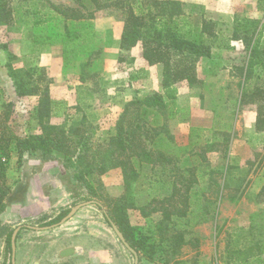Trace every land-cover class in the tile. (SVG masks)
I'll use <instances>...</instances> for the list:
<instances>
[{"label": "rangeland", "instance_id": "1", "mask_svg": "<svg viewBox=\"0 0 264 264\" xmlns=\"http://www.w3.org/2000/svg\"><path fill=\"white\" fill-rule=\"evenodd\" d=\"M99 1L105 4L119 0ZM195 1L199 2L188 9L192 13L189 17L200 27L204 18L217 24V38L208 42L212 53L218 57L206 66L208 73H204L199 89L187 97L190 106L199 108L202 114L212 111L214 124L200 128L204 132L197 136L184 134L185 140L181 143L184 149L163 144V150L156 153L163 151L167 157L175 159V166L181 164L195 170L186 177L189 180L199 177L195 188L203 192L190 207V216L197 221L205 217L207 222L194 225L193 233L188 236L190 244L177 257L158 251L151 255V250L147 249L139 253V264H233L229 255L233 253L231 241L239 229L264 224V133H256L250 127L257 117L260 100L255 104L241 103L245 90L264 93V67H257L250 79L245 80L242 70L247 67L250 48L242 41L232 40L236 16L260 19L264 25V12L258 0ZM54 6L67 10L69 16L77 11L84 17L61 16L54 12ZM9 7L13 22L0 25V137L2 133L28 137L42 132L35 113L40 94L18 97L9 77L10 68L20 72L16 74L17 79L26 81L28 89L38 87L42 92L49 87L53 107L50 124L71 125L86 118L82 129L89 131L86 135H91L95 143L108 140L116 133L126 105L153 93L164 94L163 66L148 65L141 43L132 48L121 47L125 20L121 8H107L91 18L96 9L91 0H10ZM38 21L42 24H36ZM38 35H41L40 41L45 40L42 35L52 37V43L42 45V49L24 45ZM66 44L69 49H76L68 63L64 60ZM261 47L264 49V34ZM184 86L190 87L187 82ZM259 103L264 106V101ZM161 113L163 123L167 114L166 111ZM190 115L191 110L185 119L191 124ZM127 119V125L138 121L144 133L150 131L156 135L151 128L154 115L145 107L131 106ZM225 132L234 136L229 143L225 141ZM145 136H141L142 147L154 149ZM4 147L6 143L0 141V170L4 169L11 194L6 211L0 217V264L12 262L6 241L9 231L22 225L50 227L47 223L64 213L66 217L72 208L89 201L100 203L110 214L115 204L122 205L129 222L136 225L133 228L136 239H140L144 230L153 229L162 218L160 212L152 213L141 226L136 213L139 215L138 210L143 207L150 210L159 206L154 199L162 197V193L152 189V185L159 180L168 181L163 171L173 166L167 165L158 171L152 168L153 164L131 162L140 172L138 181L127 188L121 170H111L93 183L97 192L94 197L88 187L73 178V170L66 169L59 159L43 161L27 153L20 158L12 144L8 151L2 152ZM226 175L234 181L218 202V184L224 182ZM243 188L246 190L238 199ZM175 205L182 207L180 203ZM252 217L256 218L252 220ZM262 233L255 239L256 247H251V251L257 249L258 258L251 259L249 264H264V230ZM60 236L79 238L77 244L84 251L70 259L77 264H100L92 256L96 250L110 252L111 264L135 263L134 256L119 241L103 209L97 205L82 209L60 232L38 234L22 229L17 240L16 263L61 262L57 256ZM260 242L262 244L258 245Z\"/></svg>", "mask_w": 264, "mask_h": 264}, {"label": "trees", "instance_id": "2", "mask_svg": "<svg viewBox=\"0 0 264 264\" xmlns=\"http://www.w3.org/2000/svg\"><path fill=\"white\" fill-rule=\"evenodd\" d=\"M10 0H0V25H9L13 21L12 9L9 7ZM96 9L95 14L111 7H119L124 11V30L121 38L122 48H132L138 44L143 45V58L149 66H163V89L164 94L153 93L152 95L138 99L126 105L122 117L117 123L116 133L100 143L92 141L91 135H86L89 131H83L86 118L82 121L71 125H52L50 124L52 114V100L48 86L41 92L38 87L28 89L26 81L17 79V72L10 68L9 77L12 79L16 94L18 97L39 95V103L36 108V115L41 125V134L20 137L14 133H2L1 142L6 143V147L1 151H8L12 144L19 157L24 154L36 156L43 161L59 159L66 169L73 170V178L88 187L94 197L97 192L92 187L93 183L105 176L109 171L121 169L128 188L139 177V172L131 162L146 164L165 163L169 159L160 154L158 157L152 150L142 147V135L145 134V140H151L153 134L150 131L143 132V127L137 122H129L127 125V115L131 106L145 107L154 115L153 123H158L159 114L166 111L167 101L174 100L177 94L176 84L187 82L191 87L198 85L200 82L197 78V66L202 58H211L212 48L208 40H215L217 33L214 22L207 21L205 18L201 21V27L191 21L185 11L184 3L178 0H119L114 3H102L99 0H91ZM261 11L264 12V0H258ZM54 12L64 17L72 19L83 18L79 12L72 11L69 16L67 10L61 11L58 7H53ZM40 25L39 21L36 23ZM194 28L188 29L187 26ZM264 25L262 20L251 19L247 17L236 16L234 18V31L232 33L233 41H242L249 45L250 56L246 69L242 70L245 80L250 79L253 71L260 66L264 67V49L261 47L263 40ZM51 37H47L44 44L51 42ZM41 42L40 44H42ZM76 49H69L64 45V60L70 61L71 54ZM11 57V56H10ZM10 67V65H7ZM245 71V73H244ZM20 73V72H18ZM31 80V79H30ZM29 81V80H28ZM85 81V78L82 79ZM31 82V81H29ZM259 96V97H256ZM259 98V99H258ZM264 101V93L261 90H245L242 95L241 103L255 104L257 101ZM259 101V102H260ZM258 103V114L256 121L257 133H264V106ZM170 115V118H173ZM138 119V117L136 118ZM151 127L152 132L163 135L166 132L162 126ZM89 128V127H88ZM130 130V133L128 131ZM139 134V135H138ZM138 135V136H137ZM150 138V139H149ZM228 142V141H227ZM229 169V167H228ZM230 179L228 175L224 180V187L229 186ZM11 191L5 177L4 169L0 170V217L5 213L7 208V199ZM100 207V206H99ZM102 209V207H100ZM104 208V207H103ZM186 211H164V220L171 221L173 215L182 216ZM108 216L123 233L127 242L133 249L144 250L147 246L145 239H136L134 230L131 227L128 218L125 215V209L122 205L115 204L111 214ZM186 214V213H185ZM66 213L60 215L55 220L47 223L48 226L59 224L65 217ZM179 223H177V226ZM161 227H163L161 225ZM14 230L9 231L6 238L7 248L12 253L11 238ZM173 243L177 247L174 251L175 256L178 254V247L183 245L185 239L183 235L173 238ZM152 247V246H151ZM155 249L152 250V253ZM238 259L246 258V253L237 255Z\"/></svg>", "mask_w": 264, "mask_h": 264}, {"label": "crops", "instance_id": "3", "mask_svg": "<svg viewBox=\"0 0 264 264\" xmlns=\"http://www.w3.org/2000/svg\"><path fill=\"white\" fill-rule=\"evenodd\" d=\"M178 1H181L182 3H184L185 11H186L188 16H192V13H189L188 9L190 7L193 8V6H192L193 3L198 4V2H199V1H195V0H192V1L191 0H178ZM204 5H206V4H204ZM39 23H40V25L42 24L41 22H39ZM187 28L188 29L194 28V25L190 26V27L187 26ZM39 36H41V35L34 36L31 40H29L27 42L25 41L24 45L37 47V48L42 49V47H43L42 45H49L52 43V40H51V42L49 44H44L47 37L45 35H42V37H44L45 40L40 41V40H38ZM51 39H52V37H51ZM41 42H43V43L40 44ZM55 45H57V43ZM212 54H213V56L211 58H202L198 63L197 78H198V81L200 82L199 84H201V81L204 80V77H205L204 73H208V68L206 69V66L210 65V61L212 59H214L215 57L216 58L218 57V56H215L214 53H212ZM42 58H44V55ZM43 66H44V64H43ZM152 67H157V65L152 66ZM185 84H186V82L177 83L175 86L177 89V94H176L175 99L171 100V101H167V107H166V114L167 115L165 116V120L163 122L164 124L162 123V118L160 119V115L158 118L159 119L158 123H153L154 119L152 121L153 127H158L157 124L160 125L158 129H160V127H162L164 125L166 126V128L164 129L166 132H164L163 135H158V131H157L156 135L154 133H152L154 135V136H152V139H151L154 142V144H153L154 149H152V151L154 153H156L157 150H163L162 149L163 144H164V147H166V146L169 147L171 144L172 145L174 144V145L178 146L179 149L180 148L184 149V147L181 144L185 140L184 134L190 135L192 133V134H195L197 136L199 133L204 132L200 128H209V125L212 126L214 124L215 116H214V113L212 111L206 110L202 114V111L199 110V108L192 107V106H190L191 103L189 104V99H188L187 95L198 90L199 89L198 85L193 86V87H191V86L189 87V86H184ZM189 110H191V115H190L192 117V123L191 124L188 122V120L185 119V116L188 115ZM162 115L163 114L161 113V117H162ZM170 115H173L174 117L170 118ZM203 118H205V119H203ZM256 121H257V117L255 120L251 121L250 127L253 131H255L257 133ZM222 133H223V131H222ZM224 136H225L226 143L231 142V139L234 138V136L230 135L229 132H227V133L225 132ZM156 154H158V155H156V157H158L160 154H163L164 156L167 157V155L164 154L163 151L156 153ZM167 158L169 160L166 161L165 163H156V165H158V166H156L155 164H153V166H152V168H156L158 171H159V169H161V171H162L163 169H165V166L167 167V165L173 166L172 168L169 167L170 169L168 171H166V170L163 171V172H166V178L168 179V181L159 180L158 183L155 184V182H154L152 185V189L159 190L162 193V197L161 196L155 197L156 199H154V201L157 202V204H159V206H154L150 210L147 209V207H143V208L138 210L139 215L136 213V216H139V218L141 219V221H140L141 226L143 224H145V222H147V219L150 218L152 213L154 214V213L160 212L162 214V218L157 221L156 226L153 229L149 228V229L143 231V233H142L143 235H141L140 239H145L147 246L145 247L144 250L137 251L136 249H134L138 253V256H139V253L141 251H145L147 249L151 250L150 253H152V250L155 249V252H153V254H151V255H154L158 251V252H161L164 254L166 253V255L171 254V256H173V255L175 256L174 251L176 250L175 248H177V247L174 245L172 240L175 236L177 237V234H179V236L183 235L185 242L183 245L178 247V250H177L178 251L177 256H178L182 252L183 248L190 244V241L188 240V236L193 233L192 229H193L194 225L207 222V218H205V217H204V219H200L199 221H197L195 219L194 220L191 219V216H190L191 215L190 207L194 204V202H196L200 199L201 194L203 192V190H202L200 193L199 188L198 187L195 188V185L197 184L199 177H193V178L190 177V180L188 179V177H186L188 174L190 175L192 172H195V170L188 169V167L185 168L181 164H178V166L177 165L175 166V159H173L172 157H167ZM229 169H230V167H229ZM121 172H122V170H121ZM139 178H140V172H139V177L137 178L136 181H138ZM122 179H123V183H125L123 176H122ZM229 179H230V181H229L230 183H229V186H227V187H224V185H225L224 182L218 184V202L221 200V198L223 196V192L226 189H228L234 181L233 177H231ZM125 185H126V183H125ZM126 187L128 188L127 185H126ZM181 188H182V190H181ZM245 190H246L245 188L241 189V194H239L237 196L238 199H240L243 196ZM177 200H179V202H177ZM176 203H180V205L182 207L183 206L186 207V209H183L182 207L181 208L176 207V205H175ZM147 206H149V205H147ZM166 206H170V207H172V208L174 207V208H173V210H169ZM84 208H82V209H84ZM82 209H80V211ZM165 210L171 211L172 213H175V214H176V211H178V210L186 211V212L182 213V216H180V214L178 216L173 215L171 221L168 222V221L164 220V211ZM80 211H78V213ZM192 216H193V213H192ZM73 218H71L70 220H72ZM255 218L256 217H252V220H254ZM69 221H67L63 225H60L58 227L51 228V229H48L45 231H38V230H34V229H30V230L36 231V232H38V234H46L49 232H56V231L58 232V230L60 232V230H62V228H64V226ZM177 223H179L178 226H177ZM130 225L132 228L136 227V225H132L131 223H130ZM161 225L163 227H161ZM22 226H25L24 228H26V225H22ZM27 229H29V228H27ZM263 230H264V224H259L256 227L251 228V229H246V228L239 229V233L236 235L235 239H233V241H231V248H233L231 250L233 251V253H229V255H230V260L233 262V264H245V263L249 264L251 259L258 258L257 249L251 251V247H256L255 239L257 237L262 236ZM21 231H20V233H21ZM20 233L18 235V238L20 237ZM18 238H17V240H18ZM140 239H138V240H140ZM58 240H59V243H57V244L59 247H57L58 248V251H57L58 255L57 256L62 261L58 262L56 264H77L75 262H72L70 259L78 256V254L80 252L84 251L83 248L78 246V244H77L79 241V238H74L71 236H66V237L60 236V239H58ZM75 242H76V244H74ZM17 243L19 244L18 241H17ZM37 243L40 244V242H37ZM261 244H262L261 242L258 243V245H261ZM123 246H124V244H123ZM37 248H40V247L38 246ZM69 248L75 249V252L69 257H66V258L61 257V253L64 250L69 249ZM18 250H19V248H17L16 257H18ZM262 250H263V248H261V251ZM96 251L97 252L92 253V256H94L96 258V260L99 261L100 264H105V263L111 264V261L113 262L110 252L105 251V250H102V251L96 250ZM51 253L52 252H50V254ZM240 253H246L248 255L243 260L242 259L240 260V259H238V256H237ZM139 262H140V258H139ZM34 264H42V263L35 262Z\"/></svg>", "mask_w": 264, "mask_h": 264}, {"label": "water", "instance_id": "4", "mask_svg": "<svg viewBox=\"0 0 264 264\" xmlns=\"http://www.w3.org/2000/svg\"><path fill=\"white\" fill-rule=\"evenodd\" d=\"M90 205H97V206L102 207L108 223L111 225L112 229L114 230V232L118 236L119 240L134 255V257H135V264H139V256H138V253L126 241L124 235L121 233V231L116 226V224L112 221V219L105 212L103 206L100 203L96 202V201H89V202H86V203H82V204L77 205L76 207L72 208L71 211H70V213L66 217H64L59 224L53 225L51 227H41V228H37V227H32V226H26V228L34 229V230H38V231H45V230H48V229H51V228L58 227L60 225L65 224L67 221H69L71 218H73L78 213V211H80V209H82V208H84L86 206H90ZM24 227L25 226H19L13 232V235H12V238H11V247H12V262H11V264H16L17 238H18V235H19L20 231ZM74 252H75V249H73V248L66 249V250H64L61 253V257H63V258L69 257Z\"/></svg>", "mask_w": 264, "mask_h": 264}]
</instances>
